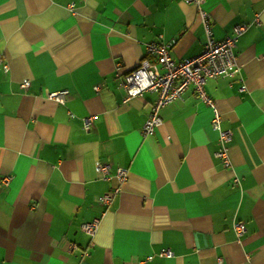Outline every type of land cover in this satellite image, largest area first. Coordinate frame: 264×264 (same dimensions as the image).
<instances>
[{"label":"crops","instance_id":"obj_1","mask_svg":"<svg viewBox=\"0 0 264 264\" xmlns=\"http://www.w3.org/2000/svg\"><path fill=\"white\" fill-rule=\"evenodd\" d=\"M201 6L217 40L250 23L238 70L205 83L233 133L230 167L214 155V109L193 85L147 136L156 94L126 101L120 86L143 58L157 63L149 43L170 45L176 61L203 50L194 3L0 0V264H264V0ZM59 90L64 104L48 97ZM119 166L127 181L100 203ZM95 218L91 236L82 224Z\"/></svg>","mask_w":264,"mask_h":264},{"label":"built area","instance_id":"obj_2","mask_svg":"<svg viewBox=\"0 0 264 264\" xmlns=\"http://www.w3.org/2000/svg\"><path fill=\"white\" fill-rule=\"evenodd\" d=\"M194 3L198 7L199 16L201 18L206 41L203 50L196 56L176 61L170 54V45L168 44H147V53L157 59V63L148 58H143L140 65L125 75L120 81V86L125 90L127 101L131 96L142 95L144 92H152L156 94V99L152 105V111L148 119L142 127L144 136L154 133L157 126L162 122L160 111L166 104L182 98L184 91L193 85L198 96L214 109V117L211 121L212 127L219 132L221 142L220 148L214 152L216 157L222 159L226 167L231 166L229 157L228 144L233 139L231 130L221 127V115L218 112L214 101L207 95L205 91L206 80L210 77H227L234 71L238 70L236 47L239 37L249 28L250 23H241L235 26L234 34L229 35L222 40H217L213 36L212 23L210 14L205 11L201 2L203 0H187ZM73 8V4L70 5ZM159 64L162 70L159 69ZM7 70V65H5ZM30 81L25 80L21 85L27 88ZM96 89L98 87L96 86ZM68 90L53 91L48 94L50 99L59 103H66L69 97ZM93 117L85 119V129L90 130ZM110 164L98 163L96 170L105 178L110 176ZM129 170L119 166L115 171V177L118 179V186L114 190L104 193L98 197V201L103 204L112 203L115 195L120 192L123 183L128 179ZM6 182L9 178L4 179ZM238 179H235L236 183ZM100 223L99 218L82 224V229L89 235L93 236L98 229ZM234 229L241 235L246 227L242 221L234 223ZM160 255L171 256L172 251L163 250ZM152 256L149 257L151 259Z\"/></svg>","mask_w":264,"mask_h":264}]
</instances>
